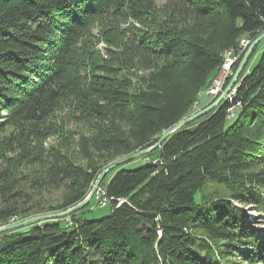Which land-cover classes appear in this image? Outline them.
Wrapping results in <instances>:
<instances>
[{"label":"trees","instance_id":"trees-1","mask_svg":"<svg viewBox=\"0 0 264 264\" xmlns=\"http://www.w3.org/2000/svg\"><path fill=\"white\" fill-rule=\"evenodd\" d=\"M133 1L0 0V116L42 123L62 100L74 97L82 101L78 108L82 105L88 119H94L97 132L91 145L83 144L91 158L88 168L55 156L46 181L66 189L56 205L32 204L13 172L0 174V226L82 201L105 165L155 144L163 132L196 111L195 103L199 108L211 104L200 106L199 94L216 77L224 49L236 48L240 39H255L264 31V0H168L171 18L181 6L185 18L207 22L214 33L191 36L183 25L165 31L162 24L157 36H139L140 50L116 46L125 49L126 58L136 53L138 59L148 60L146 55L174 59L145 81L146 89L132 81H115L124 67L106 62L89 68L109 79L82 90L80 73L93 59L87 54V62L83 56L88 52L82 42L85 32L105 15L140 22L149 10H139ZM216 31L228 39L215 44ZM257 47L232 100L172 134L142 157L143 166L134 170L121 166L106 175L100 186L112 206L109 215L78 218L91 201L69 216L72 225L64 217L2 233L0 264H222L232 255L264 264V238L255 240L251 230H244L241 212L229 200L264 207V192L259 190L264 188V173L257 169L264 164V51L249 67ZM122 55L116 51L112 59L124 65ZM186 58L185 67H179ZM93 96L104 98L109 106ZM233 107L237 112L229 119ZM32 137L28 145H33ZM109 174L113 176L106 182ZM210 183L224 186L228 194L219 196L216 191L215 196L201 197ZM239 245L243 249L236 250Z\"/></svg>","mask_w":264,"mask_h":264},{"label":"rangeland","instance_id":"rangeland-1","mask_svg":"<svg viewBox=\"0 0 264 264\" xmlns=\"http://www.w3.org/2000/svg\"><path fill=\"white\" fill-rule=\"evenodd\" d=\"M133 3H138L137 8L141 11L142 9L149 10L147 15L141 17L140 22L124 17H115L113 14L105 15L98 17L93 23H91L89 29L85 32V37L82 39V42L85 50H88V52H84L83 56L87 62L90 60V55L87 57V54H92L93 59H91L90 64L86 67L84 66V70L80 73L81 76L79 77H81V80L78 84L81 86L80 88L82 90H91V87L99 80L104 79L107 81L109 79L102 76L104 74L95 73L89 68L90 66L92 68L94 63L101 64L106 62H112L113 64L120 63L121 66L124 67L123 70L121 69L120 74L116 76L115 81H132V83L138 85L139 88L146 89L147 83L145 84V81L151 79L154 76L153 74L162 66L167 63L168 65H171L170 63L174 62V59L164 61V58H160V60H154L153 56H151V58L147 55L146 57L148 60L144 57L138 59L134 57V55L137 56L136 53L132 55L131 53H128L129 55L126 58L125 53L127 52H125V49L122 50L123 48L116 46H136L140 50L138 46L139 36L144 34L157 36L162 24H165V31H167V28L180 30L182 28L181 25H183L187 28L186 34H202L203 37H208L215 31L207 22L196 24L194 23L193 16L185 18V15L181 13V6L178 7L179 11L177 12V16L171 18L168 10V0H134ZM117 27H120L119 32L115 30ZM117 33H119V35ZM219 33L220 31H216V34ZM227 39L228 36L222 32L214 42L215 44H221ZM243 39L245 38L240 39L238 44L243 45L245 40H250L251 44L254 40L251 38ZM257 46L249 63V67L258 63L264 51V40ZM231 48H225L224 50L226 51ZM116 51H121V54H124L122 55V59L126 62L124 65L115 57L112 59V57L115 56ZM225 51H223V53ZM245 52H243V54ZM156 59H158V57H156ZM188 61V58H186L182 62L179 61L177 65L181 68L185 67L184 62L188 63ZM93 99L98 100L102 106H109L104 102V98L102 97L93 96ZM207 99V97H202L201 102L204 103ZM81 103V100L74 99V97L70 98L69 101L62 100L53 114L42 123H23L20 121H14L13 118H8L6 114L0 116V124H2L0 125V174H11V172H13L20 181L19 189H22L24 193H29L31 195L29 198L32 204L38 203V205L40 204V207L56 205L62 200V197L66 192L65 188L49 186V181H46L48 174L47 171L49 172L55 163L56 155L72 158L75 163H79L85 169L91 164H89L91 158L83 149V144L90 143V140H96L97 132L94 119H88L89 114L85 111L82 105L80 108L83 111L78 108ZM198 109L200 108L197 105L195 110L197 111ZM122 122L123 121L120 122L123 126L121 128L127 130L128 125H125V123ZM102 123L105 122L102 121ZM116 123H119L118 118ZM31 136H33V145L30 144V146L27 143V139L28 137L31 138ZM107 154L108 152L105 153V155ZM144 164V159L138 158L126 163L124 168L134 170ZM259 167L260 168H257L258 171L264 173V164ZM112 176L113 174H109L106 178V182L110 181ZM39 186L42 188H39ZM203 190V192L201 191L199 193L201 197L206 193H211L215 196L216 191L219 193V196H223L227 193L224 186L213 183L208 184ZM259 190L264 192V188L261 189L259 187ZM197 197L199 196L197 195ZM26 198L27 197H25V199ZM229 200H231L233 206L241 212L240 222L242 223L244 230L248 228V230H251L254 239L261 241L264 238V207L235 201L232 198H229ZM88 209L89 210L85 213L79 215L78 218L99 219L112 212L111 205L101 206L96 199L92 200ZM65 222H69L70 224L72 221L67 217ZM159 233L161 234V231H159ZM237 249H243L242 245H239L236 250ZM249 249H251V247ZM232 257L233 259H230L229 263L222 260V264H252L245 260V257H235L234 255H232Z\"/></svg>","mask_w":264,"mask_h":264},{"label":"water","instance_id":"water-1","mask_svg":"<svg viewBox=\"0 0 264 264\" xmlns=\"http://www.w3.org/2000/svg\"><path fill=\"white\" fill-rule=\"evenodd\" d=\"M264 40V31L261 32L250 44V46L247 48L246 52L244 53V56L242 57V60L240 61V63L238 64L237 68L234 70L233 75L231 76L230 81L228 82V84L224 87L223 91L214 99H212V103L198 109L197 111H195L192 115H190L189 117L184 118L183 120H181L180 122L176 123L175 125H173L172 127H170L169 129H167L165 132L162 133V135L160 136V138L158 139V141L153 144L152 146L130 153L128 155H125L123 157H120L118 159H116L115 161H112L110 163H108L107 165H105L103 167V169L101 170V172L99 173L97 179L95 180V182L93 183L89 193L87 194V196L80 201L79 203L75 204L74 206L67 208L65 210H61V211H54V212H46V213H41L38 215H34L22 220H17L15 222L9 223V224H5V225H1L0 226V234L2 233H6L12 230H16L19 228H24V227H28V226H32L34 224H41L45 221H51V220H57V219H61L64 217H69L70 215L81 211L82 209H84L94 198V196L96 195L97 191L99 190V188L101 187V183L104 180V178L106 177V175L121 166H124L126 163L131 162L135 159L138 158H142L145 156H148L149 154H151L154 150H156L157 148L161 147L162 144L164 143V141L170 137L172 134H174L175 132L179 131L180 129H182L184 126L190 124L191 122H193L194 120L204 116L205 114H207L208 112L212 111L213 109L219 107L224 101L227 100L229 94L237 87V85L240 82V76L253 52V50L255 49V47L262 41Z\"/></svg>","mask_w":264,"mask_h":264},{"label":"built area","instance_id":"built-area-1","mask_svg":"<svg viewBox=\"0 0 264 264\" xmlns=\"http://www.w3.org/2000/svg\"><path fill=\"white\" fill-rule=\"evenodd\" d=\"M250 44V40H245V43L242 45L241 48H236V50L231 53V56L228 59H225V68L223 72L217 74L216 77L213 79L212 83L204 90L200 92V95L210 96L212 99L216 98L226 86L228 80L231 78L234 72L235 65L240 60L243 52L247 49V46ZM237 87L229 94V100H232V97L236 94ZM198 102L196 103V106ZM196 108V107H195ZM236 108L233 107L228 111V118L231 119L236 113ZM106 189L104 187H100L96 193V201L101 206H106L110 203V200L105 198ZM72 225V222L70 223Z\"/></svg>","mask_w":264,"mask_h":264},{"label":"bare ground","instance_id":"bare-ground-1","mask_svg":"<svg viewBox=\"0 0 264 264\" xmlns=\"http://www.w3.org/2000/svg\"><path fill=\"white\" fill-rule=\"evenodd\" d=\"M245 39H248V38H245ZM242 47V45L241 46H238V47H236V48H241ZM236 48H231V49H228V50H226L225 52H224V55H223V57H224V61H223V64H222V66L220 67V69H219V71H218V73L217 74H220L221 72H223V70H224V68H225V59H228L230 56H231V53H233L235 50H236ZM227 99H229V96H228V98ZM196 107V104L194 105V108Z\"/></svg>","mask_w":264,"mask_h":264},{"label":"crops","instance_id":"crops-1","mask_svg":"<svg viewBox=\"0 0 264 264\" xmlns=\"http://www.w3.org/2000/svg\"><path fill=\"white\" fill-rule=\"evenodd\" d=\"M203 97H207L208 99L204 102V103H200V106H202V105H206V104H208V103H210L211 102V100H212V98L210 97V96H207V95H204Z\"/></svg>","mask_w":264,"mask_h":264}]
</instances>
